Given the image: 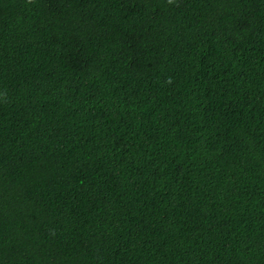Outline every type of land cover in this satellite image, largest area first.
<instances>
[{
  "label": "trees",
  "instance_id": "trees-1",
  "mask_svg": "<svg viewBox=\"0 0 264 264\" xmlns=\"http://www.w3.org/2000/svg\"><path fill=\"white\" fill-rule=\"evenodd\" d=\"M0 264H264V0H0Z\"/></svg>",
  "mask_w": 264,
  "mask_h": 264
}]
</instances>
